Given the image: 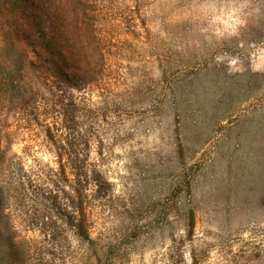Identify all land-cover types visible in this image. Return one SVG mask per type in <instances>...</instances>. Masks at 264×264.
I'll list each match as a JSON object with an SVG mask.
<instances>
[{
  "label": "rangeland",
  "instance_id": "374dc122",
  "mask_svg": "<svg viewBox=\"0 0 264 264\" xmlns=\"http://www.w3.org/2000/svg\"><path fill=\"white\" fill-rule=\"evenodd\" d=\"M97 1L108 51L72 125L96 176L83 189L92 240L61 219L72 209L49 182L62 168L52 119L30 104L21 119L18 99L0 100L5 221L42 264L101 249L114 264H264V0Z\"/></svg>",
  "mask_w": 264,
  "mask_h": 264
},
{
  "label": "trees",
  "instance_id": "16d2710c",
  "mask_svg": "<svg viewBox=\"0 0 264 264\" xmlns=\"http://www.w3.org/2000/svg\"><path fill=\"white\" fill-rule=\"evenodd\" d=\"M99 13L97 0H0V67L6 61L13 64L9 73H0V100L18 99L20 105L27 104L19 108V113L25 109L19 114L21 119L29 104L35 116L44 114L52 119L53 126H47L46 138L56 147L62 168L49 182L58 188L57 195L64 196L65 207L72 209V214H62V221L89 242L92 239L86 225L83 189L96 176L93 174L87 180L78 148L87 145L89 139L81 132L74 136L73 126H77L80 110H85L83 97L78 102L76 92L84 94L101 84L108 48L101 36ZM28 71L34 73L31 84L27 83ZM41 86L47 90L42 91ZM1 133L0 163L4 167L0 183V264H42L31 257L14 235L9 221H5V189L12 184V172ZM65 166H70L76 177L69 190L63 177ZM56 221L58 218H51L45 224L49 225L50 232L46 233L51 240L56 235L50 223ZM96 253L84 264H114L109 250Z\"/></svg>",
  "mask_w": 264,
  "mask_h": 264
}]
</instances>
